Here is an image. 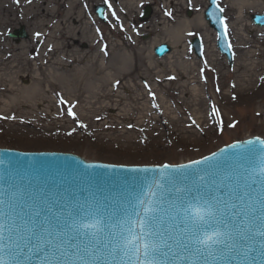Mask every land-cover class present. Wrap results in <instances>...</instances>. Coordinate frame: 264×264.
Returning <instances> with one entry per match:
<instances>
[{
    "label": "rangeland",
    "instance_id": "374dc122",
    "mask_svg": "<svg viewBox=\"0 0 264 264\" xmlns=\"http://www.w3.org/2000/svg\"><path fill=\"white\" fill-rule=\"evenodd\" d=\"M64 1L60 12L64 48L50 51V57L63 63L51 68H63L66 82L61 81L65 76L51 79L57 85L52 87L54 96L53 91L47 96L52 102H41L33 109L25 102L10 100L8 104L11 95L0 93V116L16 117L0 120V149L71 153L93 162L143 166L186 163L236 141L264 138V83L259 79L264 76V29L251 21L253 14L264 13V0H221L235 53L232 68L217 47L216 32L204 19L208 0H191V4L189 0H143L134 8H130L129 0H109L112 9L107 10L106 23L95 14V7L104 0L84 3L83 23L79 19L66 23L69 0ZM24 2L0 1L11 11L7 24L0 27L1 55L30 63L32 70L14 74V81L16 87L31 88L35 83L32 72L37 62L41 63L44 47L41 37L35 35L39 22L25 18L28 7ZM146 5L152 7V18L142 23L139 18ZM185 21L191 26L186 27ZM82 24L83 28L90 24L89 35L84 38L78 29L80 33L67 36L71 28ZM21 25L29 37L17 43L11 34ZM177 28L180 35L175 32ZM194 37L203 41V59H198L190 47ZM164 43L172 45L174 52L159 59L154 48ZM104 45L107 55L101 51ZM81 57L84 60L77 61ZM186 65L189 75L184 71ZM169 76L175 79L169 80ZM145 83L155 93L159 110L151 106ZM46 90V86L42 88ZM57 93L69 104H76L73 111L87 129L78 128L66 115V106L58 104ZM212 106L220 110L222 132L209 119ZM189 117L199 127L189 126ZM232 123L235 128L228 127ZM74 128L73 135L68 136Z\"/></svg>",
    "mask_w": 264,
    "mask_h": 264
},
{
    "label": "snow or ice",
    "instance_id": "6c2138e0",
    "mask_svg": "<svg viewBox=\"0 0 264 264\" xmlns=\"http://www.w3.org/2000/svg\"><path fill=\"white\" fill-rule=\"evenodd\" d=\"M104 3L112 9L109 0ZM210 4L214 10L206 15L222 29L216 38L235 57L228 23L218 15L226 10L221 0ZM111 15L120 25L116 12ZM101 51L107 55V45ZM259 79L264 83V76ZM144 87L159 110L155 93L147 83ZM57 96L66 115L87 129L73 111L76 104ZM219 117L212 106L209 119L222 132ZM7 119L16 117L0 116ZM189 119V126L199 127ZM88 167L121 170L108 164ZM123 170L141 175L119 197L103 188H61L10 174L0 186V264H249L254 253L264 256V139L234 143L187 164Z\"/></svg>",
    "mask_w": 264,
    "mask_h": 264
},
{
    "label": "water",
    "instance_id": "95a60500",
    "mask_svg": "<svg viewBox=\"0 0 264 264\" xmlns=\"http://www.w3.org/2000/svg\"><path fill=\"white\" fill-rule=\"evenodd\" d=\"M106 8L107 5L96 8L97 14L104 21L106 20L104 18ZM213 10L214 6L210 4L209 8L205 12V19L209 22L210 26L217 31V33H220L222 31L221 27L212 23L213 18L206 15L207 12ZM151 14L152 9L150 6H147L141 20L147 21ZM218 15L223 14L218 13ZM252 20L256 25L264 26V22H262L264 21V15H253ZM12 37L22 39L28 38V35L25 32V28L22 27L20 30H16ZM192 47L195 49L196 55L202 58V41L199 38L193 39ZM218 47L221 52L228 57L229 64L232 66L234 57L226 50L225 42L218 40ZM155 52L158 57H163L164 55L171 53L172 48L168 44H163L158 46L155 49ZM255 138L256 137L250 139ZM244 141L235 143H243ZM228 146L229 145L220 148L216 151V153H219L221 149H227ZM0 160L3 161V163H0V186H3L7 177L10 174H13L17 175L18 178L23 176L25 179L32 180L36 184L55 183L61 188L70 187L77 190L80 188H103L107 194L116 197H119L120 193L123 192L129 184L134 183L138 175H141L127 172L123 169L133 167H156L115 165L121 170L109 172L107 169L88 167L89 165L105 163L89 162L80 156L70 153L34 151L21 152L13 149H0ZM253 255L255 256V259L250 260L249 264H264V256H258L255 253Z\"/></svg>",
    "mask_w": 264,
    "mask_h": 264
},
{
    "label": "bare ground",
    "instance_id": "6f19581e",
    "mask_svg": "<svg viewBox=\"0 0 264 264\" xmlns=\"http://www.w3.org/2000/svg\"><path fill=\"white\" fill-rule=\"evenodd\" d=\"M1 1V0H0ZM87 0H69L67 3V10H66V23H68L72 19H79L81 23H83V20L85 19V12L82 10V6ZM123 1V0H122ZM143 0H129L130 8H134L138 3ZM2 3V2H1ZM0 3V13L2 15V18L0 19V27L7 24V19L10 17V12L7 7L3 6ZM28 7V12L25 14V18L27 20L35 19L39 22V28L37 29V32L40 33L41 37L40 43L43 45V50L40 52V60L41 63L37 62L35 65V83L33 87L31 88H24V87H16L15 81H14V74L20 73L24 70H32V67H30V63L26 62L22 64L21 58H17L15 56L9 57V56H3L2 50H3V41L0 40V93L3 95L8 94L11 95V98L6 103H27L29 104L28 108L33 109L35 106L42 104L41 102H49L48 101V95L49 92H52V96H54L53 88L57 85L54 84L51 79L54 78H62L61 81L66 82V73L63 72L62 69H53L51 67L58 66L59 64L63 66V63L56 62L54 58L50 57V51L49 48H51L53 51H56V49H62L64 48L63 44V22L61 21L60 12L64 8V4L66 3L64 0H32V3H27V0L24 2ZM255 2H252L254 4ZM55 6V8H53ZM185 23V24H184ZM183 24L186 27L191 26L190 21H185ZM82 28L81 26L77 28H71L68 32V37H71L72 35L76 33H80L79 30H81V33L83 34V37L85 38L87 35H89L90 30V24H87L85 28ZM183 26V25H182ZM181 28V27H180ZM79 29V30H78ZM84 30V31H83ZM175 32H178V35H180V30L177 28ZM174 32V33H175ZM2 48V49H1ZM174 48V47H173ZM172 48V49H173ZM8 55V54H7ZM79 56V54H76ZM84 59L81 57L77 59V61L82 62ZM62 61H65V57L62 58ZM76 62H72V64H75ZM50 64V66H49ZM184 65V64H182ZM186 74H190L188 71V66H185ZM48 73L47 76L44 74ZM47 84H46V80ZM55 85V86H54ZM47 87L48 91H42V88ZM54 86V87H53ZM53 87V88H52ZM47 100V101H46ZM201 118V117H200ZM21 120V119H20Z\"/></svg>",
    "mask_w": 264,
    "mask_h": 264
}]
</instances>
